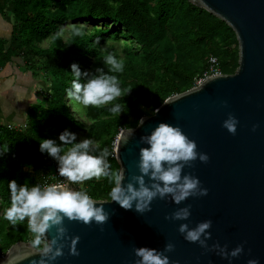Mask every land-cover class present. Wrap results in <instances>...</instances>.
I'll return each mask as SVG.
<instances>
[{"label":"trees","instance_id":"obj_1","mask_svg":"<svg viewBox=\"0 0 264 264\" xmlns=\"http://www.w3.org/2000/svg\"><path fill=\"white\" fill-rule=\"evenodd\" d=\"M10 3L14 25L11 39H0V71L22 58L34 78L47 76L50 89L25 113L26 128L0 121V205L4 208L10 206L11 180L44 183L53 173L57 161L40 151L41 139L54 138L59 143L65 129L76 134L83 130L86 137L101 139V149L110 147L108 160L120 167L113 140L121 130L137 126L168 97L191 89L198 78L197 68L206 63V70L211 57L218 58L224 74L235 72L239 65L235 31L189 0H0V15L5 16ZM91 22L103 26H89ZM112 52L124 63L123 72L113 74L122 93L130 91L111 103L124 105V110L114 114L109 105L85 108L75 104L67 96L71 65L77 63L90 73L98 67L107 71L103 57ZM190 60L198 63L190 67ZM72 106L81 107L80 117ZM131 114L136 117L130 119ZM105 135L110 136L103 139ZM74 186L86 188L93 199L111 200L113 185L107 178L85 181L84 188ZM18 224L11 225L1 215L0 258L28 229L27 222Z\"/></svg>","mask_w":264,"mask_h":264},{"label":"water","instance_id":"obj_2","mask_svg":"<svg viewBox=\"0 0 264 264\" xmlns=\"http://www.w3.org/2000/svg\"><path fill=\"white\" fill-rule=\"evenodd\" d=\"M225 21L236 33L239 65L234 73L208 77L197 87L168 97L154 113L143 116V124L121 130L115 146L120 172L138 174L140 138L160 122L179 125L208 153L207 163L199 159L184 172L199 177L209 189L205 196H190L177 205L171 198H155L151 210L139 213L111 200H96L111 215L102 226L65 219L68 236H80L79 255H64L54 264H135V247L162 250L169 241L175 250L167 253L179 264H229L215 251L205 252L178 231L181 220L166 219L177 208L191 204L190 226L211 219L209 244L218 241L229 249L238 244L244 251L231 264H247L259 258L264 264V0H189ZM227 101L225 105L223 102ZM158 109V111H157ZM239 124L235 134L223 127L228 114ZM141 120V119H140ZM259 124L254 131L253 125ZM134 129L125 143L122 137ZM77 188L76 186H72ZM55 234V228L48 233ZM70 243V240H69ZM42 253L31 242L18 241L0 258V264H39Z\"/></svg>","mask_w":264,"mask_h":264},{"label":"clouds","instance_id":"obj_3","mask_svg":"<svg viewBox=\"0 0 264 264\" xmlns=\"http://www.w3.org/2000/svg\"><path fill=\"white\" fill-rule=\"evenodd\" d=\"M103 61L107 71L98 67L92 73L82 71L77 63H73L72 82L67 89V96L85 108L109 105L111 113L120 114L124 105L111 102L126 95L130 89L122 93L120 81L113 73L123 72L124 63L114 52L103 57ZM223 103L226 105L227 101ZM143 122L141 118L139 124ZM238 124V118L232 113L223 121V127L232 134L236 133ZM252 127L255 131L259 124ZM133 133L134 129H129L122 140L126 143ZM140 140L147 146L139 150V173L125 182L123 172L111 170L108 160L112 155L110 147L101 149L100 144L90 136L78 141L76 133L65 129L59 134V143L54 138L41 139L40 151L57 161L59 176L65 178L67 183L28 185L11 180L8 185L10 206L3 212V218L11 225L27 222V228L33 233L31 245L40 248L42 253L39 264H54L57 258L64 255L65 246L71 255H79L77 243L80 236H68L64 223L66 218L84 224L95 222L102 226L111 215L105 203L94 200L86 190L71 185L79 186L93 178L98 180L105 177L113 185L109 191L111 202L115 201L125 209H132L134 205L141 214L151 210V202L157 197L171 198L179 205L190 196L208 194L209 189L202 186L199 177L185 173L184 168L186 165L191 167L197 159L207 163L210 157L208 153L197 150L196 141L179 125L162 121ZM191 207V204L179 207L166 219L185 221L179 224L178 231L187 241L198 243L205 252L215 251L231 264L232 259L244 251V245L238 244L229 249L227 244L221 245L218 241L209 244L212 220H203L191 227L188 222ZM53 228L55 234L49 237L48 233ZM174 250L175 244L171 241L162 250L147 246L135 247V254L139 258L135 264H179V261H171L167 255ZM247 264H259V258H250Z\"/></svg>","mask_w":264,"mask_h":264},{"label":"rangeland","instance_id":"obj_4","mask_svg":"<svg viewBox=\"0 0 264 264\" xmlns=\"http://www.w3.org/2000/svg\"><path fill=\"white\" fill-rule=\"evenodd\" d=\"M94 25L103 26L102 23H98V22L89 23V26H94ZM70 26H73V25H71V24L67 25V27H70ZM108 26L110 28H117L113 24H109ZM63 34H64L65 38H67L69 36V33L67 30ZM121 44H124L123 40H121ZM45 45H48V44L45 43ZM20 60H22V59H20ZM197 63L198 62L195 60H190L187 65L190 67L191 66L194 67ZM24 64H25L24 60L21 61V63H20V61H14V65H12V68L10 69L9 75L0 77V83H1V80L3 79L2 80L4 82L3 85H5V84L9 85L8 90H11L10 91L11 92L10 97H8L6 99H4V97L1 96V94H0V99H2V102L0 104V121H3L6 124L14 125L15 127H19V128H23V129L26 128V123H25L26 119H25L24 115L27 112V110L30 108L31 105L40 103L43 100L44 96H46L47 92H49L48 90L50 89V82L46 81L47 76H45V75L41 76L40 75L39 78H34L31 74V72L28 71V69L25 67ZM205 67H206V63H201L199 68H197L198 71H197V75L195 77L196 78L198 77V78L196 80H198L201 76H203V74H204L203 72H205ZM236 69H237V67H236ZM151 98H154L153 94H151ZM6 100H8V101H6ZM153 107H155V106L152 105V108ZM72 111L74 114H76L79 117H80V113L83 112V110H81V107H77V106H72ZM135 117H136L135 114H131L129 118L133 119ZM82 118H84V120H86L85 116L84 117L82 116ZM86 122L88 124L93 123V121H89V120H86ZM84 133L85 132L82 130V131L78 132L77 134H79V136L83 139L86 137V135ZM109 136L110 135H105L103 137V139H108ZM117 137L113 140V149H114V156L115 157H116L115 146H116V142H117ZM93 139L96 140L99 144L102 142L101 139H96V138H93ZM65 147H67V146H65ZM109 163L111 165V169L113 172H117V171L120 172V167H117V165H115L113 163V161L111 162L109 160ZM104 179H105V177H101L100 179H98V181H102ZM72 186H74V185H72ZM80 186L82 187L83 184ZM83 188H84V186H83ZM84 190L87 191L86 188ZM99 200H102V199H99ZM4 207L5 206L1 207V205H0V212L2 210H5ZM0 217H1V215H0ZM18 226H20V224H18ZM32 239H33V233H31V231L29 229H24L23 232L21 233V240L20 241L31 242ZM42 246L43 245H41V247Z\"/></svg>","mask_w":264,"mask_h":264},{"label":"crops","instance_id":"obj_5","mask_svg":"<svg viewBox=\"0 0 264 264\" xmlns=\"http://www.w3.org/2000/svg\"><path fill=\"white\" fill-rule=\"evenodd\" d=\"M11 10H12V3L9 4V8L6 11L5 16L0 15V39L10 40L12 37V30H13V25H14V16H13ZM20 59H22V58H17L14 61H20V63H21V61H23V59L22 60H20ZM14 61L9 63L4 69H2L0 71V77L9 75L10 69L12 68V65H14ZM2 80H1L2 84L0 83V94H1V96L4 97V99H6V98L10 97V95H11L10 91L11 90H8L9 85H6V84L3 85L4 82ZM6 101H8V100H6ZM1 102H2V99H0V104H1Z\"/></svg>","mask_w":264,"mask_h":264},{"label":"built area","instance_id":"obj_6","mask_svg":"<svg viewBox=\"0 0 264 264\" xmlns=\"http://www.w3.org/2000/svg\"><path fill=\"white\" fill-rule=\"evenodd\" d=\"M219 60L217 57H211L209 60L208 67L206 68L203 76H201L198 80H196L195 85L193 87H197L204 80H206L210 76L222 74ZM52 166V164H50ZM44 183H67L66 179L59 176L58 166L54 165V171L51 175L45 180ZM3 214V210L0 212V215Z\"/></svg>","mask_w":264,"mask_h":264}]
</instances>
